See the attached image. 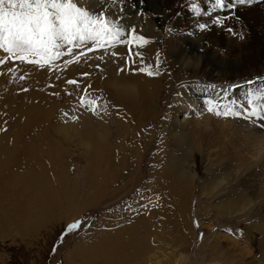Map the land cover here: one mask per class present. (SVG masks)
Masks as SVG:
<instances>
[{"label":"rangeland","instance_id":"374dc122","mask_svg":"<svg viewBox=\"0 0 264 264\" xmlns=\"http://www.w3.org/2000/svg\"><path fill=\"white\" fill-rule=\"evenodd\" d=\"M95 1L77 0L80 6L93 14L103 12L124 26L139 21L143 25L151 23L153 29H157L155 32L151 29L144 35L149 43L142 48L134 43L110 46L124 48L125 60L113 54L114 61L123 60L118 66L135 59L131 67H142L140 57L144 64H152L153 67L159 57L162 66L165 63L163 57L167 56L176 78L178 71L186 72L161 104L157 98L163 90L162 78L157 85L147 87L152 92V98L144 97L140 101L142 106H146L145 123H151L159 110L164 115V119L158 122V129L163 132L166 127L163 120L179 98L181 89L208 79L205 76L207 71L193 76L179 61V51H185L186 45H193L199 57H204L206 53L220 55L233 60V70L240 67L238 60L242 59L239 55L231 57L227 53L246 39L228 36L219 25L203 32L196 27L199 23L211 24L213 18L224 16L213 10L214 0H134L138 2L135 6L131 4L133 0ZM94 3L96 7L87 8ZM194 7L200 9V15L193 11ZM220 10L229 12L231 9ZM235 23L227 26H235L242 34L243 26ZM213 32L218 34L212 37ZM167 42L170 43L169 49L165 47ZM88 47L94 45L89 42L73 49L72 55H68V46L65 45L60 49L65 55L45 68L9 60V54L0 49V60L5 61L0 64L2 142L21 131L27 135L31 146L39 147L31 150L30 159L19 160L6 175L11 177L6 187L13 180L15 192H7L0 199V264H90L86 258L92 248L100 256L105 254L104 264H264V231L260 225L263 216L228 220L217 212L214 209L217 205L236 200L239 193L230 191V196L219 201L204 194L210 180L222 176L223 172L209 166L210 163L199 154H196V165L190 166L197 168L198 173L193 182L189 179L182 181L178 177L176 164L180 166L178 157L183 154L174 150L175 147L162 145L158 154L150 151L148 158L141 151L142 163L140 160L139 164L129 169L123 168L117 172L113 186L109 183V175L113 174L109 167V131L117 125V118L109 115L106 68L109 70L110 47L87 52ZM82 52H87V55L77 62L75 56ZM137 52L140 57L135 56ZM70 60L72 63H68ZM209 62L213 63L215 74L225 72V62L211 59ZM38 69L49 72L53 79L34 80ZM86 72L90 73L87 77L82 75ZM158 78L154 76L150 79ZM70 79L77 80L79 87L69 85L67 81ZM238 85V89L246 87L245 82ZM40 93L45 95L44 100ZM90 100L99 105V115L83 106ZM23 103L30 105L26 119L19 114ZM8 106L16 109L15 116L9 112L8 116L5 115L4 109ZM87 120L91 123H85ZM2 146L0 144V152ZM39 151L41 155L32 156ZM153 157L158 163L156 176L152 171L153 181L161 178L164 184L163 191L158 190V196L156 193L149 195L154 190V182L148 180ZM27 166L28 169L24 170ZM37 169L43 172V179L32 182L36 175L41 176L36 174ZM139 171L142 180L131 183ZM23 177L31 179L26 193H23L21 184ZM149 184L150 188H144ZM174 187L182 188L183 193L185 189L187 197L176 198L178 193ZM171 189L173 193L168 197ZM140 192L143 194L140 195ZM42 193L44 200L39 201L38 195ZM172 198H176L174 203ZM77 220L85 221L81 229L62 238L65 226ZM144 223L147 227L143 226ZM236 241L239 242L237 247ZM239 247L248 249L243 256L237 250Z\"/></svg>","mask_w":264,"mask_h":264},{"label":"bare ground","instance_id":"6f19581e","mask_svg":"<svg viewBox=\"0 0 264 264\" xmlns=\"http://www.w3.org/2000/svg\"><path fill=\"white\" fill-rule=\"evenodd\" d=\"M101 1L103 0H96L95 3ZM230 1L228 0L229 3H233L235 0ZM95 3L87 6V8L96 7ZM131 4L135 6L138 2L133 0ZM214 11L223 15L232 13V10L228 12L215 9ZM235 15L241 20L239 25L243 26L242 34L246 36L247 41L245 40L244 43L237 45L233 51H228L227 55L231 57L239 55L242 59L238 60L240 61V67L233 70L231 65L233 60L222 58L220 55H216V57L213 54L206 53L204 57H199L196 55V49L191 44L186 45L185 51H179L178 59L183 67L190 70L193 76L207 71L208 73L205 76L208 79L181 89L179 98L174 102V106L171 108L166 120H163V124L166 123L165 132L162 129L159 130L160 127L158 126V122L164 119V115L161 114L160 110L151 119V123L144 122V119L147 118L145 115L146 106H142L140 101L144 100V97L145 99L152 98V92L148 88L153 84L157 85L160 82L159 79L162 78L163 90H160L161 94L157 98V101L161 104L168 96L169 90H173L179 77L186 75V72L178 71V77L176 78L171 71L169 59L164 56L165 63L162 66L160 65L161 74L158 76V80L150 79L151 77L143 73L135 75L131 73L132 71L118 73L119 68L126 67V64L118 66L119 62L125 60L123 56V53H125L124 48L114 49L109 46V70L106 68L109 83V115L117 118L116 128L109 131V167L113 173L109 175L111 178L109 183L113 186V182L117 179L115 178L117 172L123 168L129 169L139 164L140 160L142 163L141 151H144V156L148 158L147 155L150 151L158 154L162 145L165 147L170 145L171 148L175 147L174 150L177 149L183 154V156L178 157L180 166L176 164L179 179L182 181L186 179L192 180V182L195 181L198 177L197 168H191L190 166L196 165V154H199L205 161L210 163L209 166L223 172L222 176H216L210 180L208 189L204 190V194L215 201H219L221 198L227 197L230 191L239 193L236 200L224 201L214 209L228 220L235 217L250 219L255 215H262L263 221L260 222V225L264 231V128L259 126L260 123L264 122L257 121L254 125L252 121L217 117L207 111L209 100L213 101V105L215 102L227 104L229 101H233L236 106L246 105L250 109L253 106L251 97L256 95V104H264V98L259 95L260 86L264 83V80L258 79L264 78V2L253 0L251 5L237 4ZM229 21L228 24L230 25L235 23L234 20ZM132 26L137 29L138 34L142 35H147L154 28L151 23L143 25L139 21H132V23L126 24L125 27ZM216 34L218 33L213 32L211 36L213 37ZM166 46L169 49L170 43H165ZM113 54L120 56L123 60L114 61L113 57L115 56ZM208 59L209 61L211 59L225 62L227 65L225 72L215 74L213 63L209 62ZM159 61L161 63L162 60ZM34 76V80L47 81L53 79L49 72L39 69ZM248 80H252L253 84H245V89L234 87V84L238 85ZM229 86L233 87L230 91H225L229 89ZM254 89L257 91L254 92ZM244 91H246L245 94H243ZM40 95L44 100L45 95L43 93H40ZM29 109V103L22 104L19 111L22 119H26L27 113L30 112ZM8 112L15 116L16 109L13 106H8L4 109L5 115ZM32 115H35V113ZM85 123L90 124L91 122L87 120ZM3 137V134L0 133V144L4 145L0 152V199L7 192H15L13 180L6 187L8 179L11 178L6 177L7 173L15 168L14 164H17L19 160L30 159L31 150L39 148L31 146L27 135L21 133V131L13 133L11 139L5 142H2ZM162 138H164L163 141H161ZM36 155H41V152L32 154V156ZM114 162L121 164L116 165V163L113 164ZM151 165L152 169L149 171L148 180H152L151 183L154 182V190H151L149 195L154 196L157 194L158 196L160 193L158 190L163 191L164 184L161 178L153 181L152 171L153 176H156V165H158L154 157ZM27 169L28 166L24 170ZM30 169L34 170L33 168ZM140 171L131 180V183H139L142 180ZM36 174H41V176L36 175L32 182L43 179V172L37 169ZM29 181L31 179L23 177V182H21L23 193L27 192L26 188ZM150 185H145L144 188H150ZM174 188L178 193L176 198L187 197L185 189L183 193L182 188ZM172 193L171 189L168 197H171ZM141 194L143 192H140ZM38 197L39 201H43L44 193L38 195ZM176 198H172L173 203ZM143 226L147 227L146 223ZM238 244L239 242L236 241V247ZM92 250L86 260H89L90 264H104L106 261L105 254L100 256L94 253V248ZM237 250L243 256V253L247 252L248 249L239 247ZM246 255H249V253Z\"/></svg>","mask_w":264,"mask_h":264},{"label":"snow or ice","instance_id":"6c2138e0","mask_svg":"<svg viewBox=\"0 0 264 264\" xmlns=\"http://www.w3.org/2000/svg\"><path fill=\"white\" fill-rule=\"evenodd\" d=\"M252 3L253 0H235L233 3H229L228 0H214V10L227 8L233 10L232 13L213 18L211 24L199 23L196 27L203 32L211 30L213 25H219L221 31L228 36L244 40L246 36L241 34L239 29L227 25L229 20L240 23V18L235 15L237 4L251 5ZM193 11L197 15L201 14L199 8L194 7ZM124 37L128 38L124 39ZM89 42L94 47H88L87 52L106 50L108 46L118 44L129 46L134 43L142 48L149 43V40L144 35L138 34L134 26L125 27L122 23H117L115 19H110L103 12L98 15L93 14L80 6L77 0H0V49L9 54V60L27 62L45 68L65 55V52L60 51L65 45L68 46L67 54L72 55L73 49L87 45ZM87 52L76 55L75 60L79 62L82 56L87 55ZM135 56L140 57V53H135ZM135 62V59L128 61L126 67L118 69V73L135 71L148 77L161 74L159 57H157L155 67L152 64H144L143 58L140 57L143 66L133 69L131 65ZM2 63L5 61L0 60V64ZM82 75L87 77L90 73L86 72ZM258 79L264 80V78ZM67 83L79 87L75 79H70ZM245 84L251 85L253 81H245ZM232 87L229 86V89L225 91H230ZM235 87H240V85H235ZM23 90L27 91V89ZM259 95L264 98V83L260 86ZM251 101L253 106L249 109L246 105L236 106L233 101L227 104L215 102L213 105V101L209 100L207 111L217 117L252 121L254 125L257 121L264 122V104H256V95L251 97ZM83 106L89 107L93 113L99 115L97 112L99 105L95 100H90ZM65 115L68 114L65 113ZM259 126L264 128V123H260ZM84 222V220H77L66 225L61 234L62 238L80 230Z\"/></svg>","mask_w":264,"mask_h":264}]
</instances>
